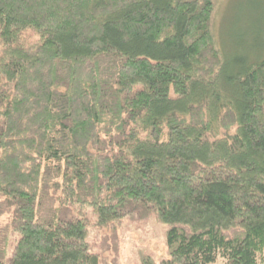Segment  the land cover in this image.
Returning a JSON list of instances; mask_svg holds the SVG:
<instances>
[{
    "label": "trees",
    "instance_id": "1",
    "mask_svg": "<svg viewBox=\"0 0 264 264\" xmlns=\"http://www.w3.org/2000/svg\"><path fill=\"white\" fill-rule=\"evenodd\" d=\"M214 10L0 0V264H119L152 221L139 264H264V45L225 78Z\"/></svg>",
    "mask_w": 264,
    "mask_h": 264
},
{
    "label": "rangeland",
    "instance_id": "2",
    "mask_svg": "<svg viewBox=\"0 0 264 264\" xmlns=\"http://www.w3.org/2000/svg\"><path fill=\"white\" fill-rule=\"evenodd\" d=\"M213 1V35L225 61H228L225 78H235V61L249 56L250 62H255L256 56L255 53L252 54V50H258L264 45V0ZM262 55L264 56V52ZM225 78L218 81V85L223 86ZM90 218L93 223V217ZM123 227L125 230L118 228V255L116 252L107 254L109 260L116 255L119 264H139L142 257L149 255L159 263L167 257L165 226L152 221L140 226L125 222ZM105 235L114 240L110 228L91 230L89 237L96 250H99ZM217 264L223 263L219 261Z\"/></svg>",
    "mask_w": 264,
    "mask_h": 264
}]
</instances>
